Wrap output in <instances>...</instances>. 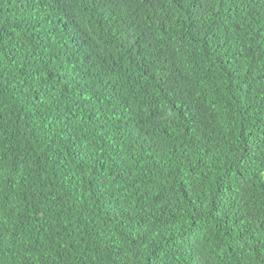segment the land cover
I'll return each instance as SVG.
<instances>
[{
  "label": "trees",
  "instance_id": "obj_1",
  "mask_svg": "<svg viewBox=\"0 0 264 264\" xmlns=\"http://www.w3.org/2000/svg\"><path fill=\"white\" fill-rule=\"evenodd\" d=\"M0 264H264V0H0Z\"/></svg>",
  "mask_w": 264,
  "mask_h": 264
}]
</instances>
